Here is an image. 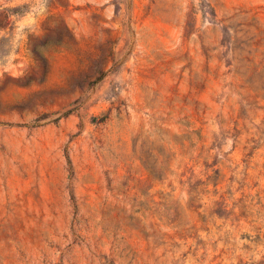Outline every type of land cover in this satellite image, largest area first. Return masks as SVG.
I'll use <instances>...</instances> for the list:
<instances>
[{"label": "rangeland", "instance_id": "rangeland-1", "mask_svg": "<svg viewBox=\"0 0 264 264\" xmlns=\"http://www.w3.org/2000/svg\"><path fill=\"white\" fill-rule=\"evenodd\" d=\"M0 264H264V0H0Z\"/></svg>", "mask_w": 264, "mask_h": 264}]
</instances>
